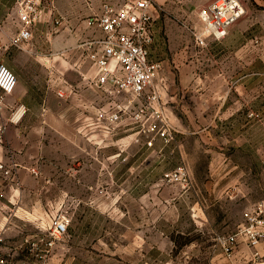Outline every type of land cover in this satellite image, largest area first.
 I'll list each match as a JSON object with an SVG mask.
<instances>
[{
    "label": "rangeland",
    "instance_id": "rangeland-1",
    "mask_svg": "<svg viewBox=\"0 0 264 264\" xmlns=\"http://www.w3.org/2000/svg\"><path fill=\"white\" fill-rule=\"evenodd\" d=\"M134 1L54 0L52 30L35 29L30 40H53L44 53L81 58L92 75L87 44L99 30L87 20L106 3ZM242 1L245 14L233 25L242 32L199 45L194 32L202 31V0H154L153 10L168 15L175 39L167 51L175 58L160 72L171 76L158 103L164 123L152 114L138 119L136 107L116 124L101 121L106 97L101 105L89 97L86 113L55 100L50 119L57 127L41 130L44 153L29 196L42 223L24 232L36 236L55 219L68 220L67 239L57 244L51 264H264V238L254 249L240 243L229 257L218 244L264 201V2ZM79 23L86 24L80 32ZM155 87L162 91L158 78ZM80 118L90 124L81 132L63 125ZM215 152H233L237 159L210 160ZM233 163L243 179L231 185L224 182L225 169L216 173L213 166ZM180 168L184 175L166 177ZM241 186L247 194L237 191Z\"/></svg>",
    "mask_w": 264,
    "mask_h": 264
},
{
    "label": "crops",
    "instance_id": "crops-1",
    "mask_svg": "<svg viewBox=\"0 0 264 264\" xmlns=\"http://www.w3.org/2000/svg\"><path fill=\"white\" fill-rule=\"evenodd\" d=\"M214 1L216 0H202L205 6ZM259 1L264 2V0ZM161 5L162 2H160L159 10L166 13L167 8H162ZM152 14L154 26L153 41L149 46L150 59L168 64L175 58L171 57L172 53L171 56L167 54V51L174 48L172 44L175 42L172 31L166 23L168 15L160 18L156 8L152 10ZM53 15L54 1L43 0L33 32L35 29L41 32L47 30L49 34L52 30ZM75 25L78 32L86 28L85 23ZM262 25L264 26V20ZM21 27L18 0H0V41L4 46L0 61L17 77L14 93L5 96L0 104V129H4L0 133V162L9 171L8 175L0 172V232L4 238L1 255L12 258L18 264H22L28 255V251L20 248L21 244L27 237L35 236L25 234V226L42 223L35 215L33 203L29 199L35 189L34 184L38 181V178L31 173V168L37 166V161L44 153L41 130L57 127L50 119L55 111L53 107L55 100L61 105L77 106L79 107L77 112L86 113L89 107V97L92 99H90V104L96 103V105H101L102 98L100 90L95 85L97 72L94 67H92L93 74L89 75L88 63L81 58L76 60L71 57H56L54 54L44 53L43 49L49 48L50 42L54 43L50 39L47 43L29 40L15 45L12 40ZM242 29L241 25L232 26L225 39L214 43H224L223 41L242 32ZM259 43L264 45V29L259 31ZM166 79H171V76L167 73L159 74L158 80L162 90L160 93H163L161 86ZM1 95L0 91V97ZM20 106L23 107L24 114L19 121H13L12 115ZM63 125H67L70 129H79L81 132L90 124L87 120L82 121L80 118L79 122L69 121ZM209 159L232 161L236 160L237 156L233 152H215ZM213 167L216 173L225 169L226 172H223L227 174L224 182L229 180L231 185L235 182L240 183L243 179L239 165L233 163ZM257 186L259 190V184ZM247 189L248 187L241 186L237 191L244 195L248 193ZM250 203L254 204L255 200ZM14 232L16 234H13ZM17 233L22 234L19 236Z\"/></svg>",
    "mask_w": 264,
    "mask_h": 264
},
{
    "label": "built area",
    "instance_id": "built-area-1",
    "mask_svg": "<svg viewBox=\"0 0 264 264\" xmlns=\"http://www.w3.org/2000/svg\"><path fill=\"white\" fill-rule=\"evenodd\" d=\"M50 2L54 0H48ZM43 0H18L20 22L22 27L12 40L19 45L32 38L33 28L38 22ZM154 0H136L130 4L117 6L106 3L100 14L87 20L89 27L99 30V35L87 44L91 52L93 67L97 72L95 85L102 97L109 100V108H100L101 121L116 124L136 107L134 112L138 119L152 114L156 121L164 123L163 111L158 108L160 92L155 87L162 63L150 59L149 46L153 41L154 17L152 10ZM245 14L241 0H216L198 13L202 31L194 32L199 45H205L206 38L222 41L229 29ZM4 46L0 41V54ZM17 86V77L0 61V104L5 96L12 95ZM138 103L136 106H133ZM24 114L20 106L12 115L13 121H19ZM4 129H0V133ZM167 130L163 132V135ZM180 168L175 175L167 174L173 179L184 175ZM0 172L8 175L4 164L0 162ZM34 176L39 175L36 168L31 169ZM264 201L259 203L248 216L247 222L235 233L221 236L218 244L223 253L231 256L240 243L256 248L264 238ZM69 222L55 219L47 232L27 237L20 248L28 251L32 259L22 264H51L57 244L62 243L68 235ZM4 238L0 232V264H18L12 258L1 255ZM255 253L254 257H258Z\"/></svg>",
    "mask_w": 264,
    "mask_h": 264
}]
</instances>
